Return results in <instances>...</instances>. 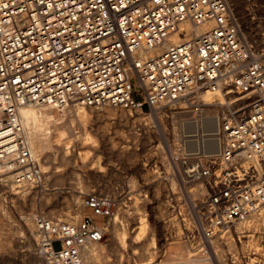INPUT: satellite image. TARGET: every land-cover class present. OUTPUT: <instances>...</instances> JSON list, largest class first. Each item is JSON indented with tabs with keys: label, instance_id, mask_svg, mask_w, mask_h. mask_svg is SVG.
Returning a JSON list of instances; mask_svg holds the SVG:
<instances>
[{
	"label": "built area",
	"instance_id": "1",
	"mask_svg": "<svg viewBox=\"0 0 264 264\" xmlns=\"http://www.w3.org/2000/svg\"><path fill=\"white\" fill-rule=\"evenodd\" d=\"M232 2L0 0V177L44 183L20 116L24 106L198 113V99L217 92L231 111L218 122L215 152L203 164L199 150H179L187 155L182 163L192 159L188 178L208 193L194 215L180 213L176 235L205 250L235 223L255 224L264 215V63ZM187 23L211 25L197 32ZM83 200L92 213L79 221L35 216L37 264H83L84 246L107 238L105 223L120 197L92 190ZM254 229L264 231L263 223Z\"/></svg>",
	"mask_w": 264,
	"mask_h": 264
},
{
	"label": "rangeland",
	"instance_id": "2",
	"mask_svg": "<svg viewBox=\"0 0 264 264\" xmlns=\"http://www.w3.org/2000/svg\"><path fill=\"white\" fill-rule=\"evenodd\" d=\"M232 3L244 35L264 58V0H233ZM50 108H42L37 125L47 139L49 148L46 152L51 154L52 158L46 160V152L38 155L45 173L44 183L39 187L26 186L29 193H37L34 205L30 201L31 195H28L24 202L12 201V187L18 185L9 176L0 177V264H37L41 261L36 253V234L32 230L36 229L35 221L31 219L26 225L24 214H43L54 219L63 218L65 221H76L78 218L81 220L90 214L91 211L87 208L83 209L82 213L72 212V196L75 191H79L78 187L84 188L83 192L79 191L81 199L92 190L116 192L120 197V205L132 212L131 215L127 213L125 216L129 235L127 241L124 244L117 241L113 225L110 226L106 240L101 243L105 250L104 256L101 255L92 261L83 259V264H146L152 260L156 261L155 264H220L216 251L223 253L221 264H264V231L254 229L258 222L264 223V215L256 221L257 224L251 225L250 230L247 229L253 230L250 234L247 231L236 233L235 224L231 229L232 233L215 236L205 250H200L196 245L176 235V226L180 228V213L194 215L193 206L201 205L205 199L199 187L201 181L190 182L185 173L192 159H184L183 163L181 161L179 164H175L172 159L176 149L183 148L182 151L186 154L194 152L185 147L184 143L187 139L195 138L192 135L197 132L184 131L178 123L179 137L175 138L172 131L173 120H191L193 112L171 114L169 111H157L150 116L147 115L150 111L145 109V116L121 107L107 106L106 110L109 108V112H106L100 107L81 106L77 114L75 111L59 109L48 113ZM227 112L225 106L209 105L204 107L203 115L219 114L221 118ZM73 114L76 119L72 122ZM79 121L82 124L80 127ZM68 125L75 127V135H62L61 131L68 130ZM163 126L168 134L159 133V128ZM62 142L66 144L65 155L73 157L71 161H61V155L55 149L56 145ZM161 151L165 152L171 164L170 168L163 163ZM186 154L182 157L185 158ZM86 174L88 176H85ZM172 174L175 177L173 186L170 181ZM58 176L62 178L58 179ZM135 211L138 212L136 217L142 215L146 219L147 229L145 235L141 236V243L133 248L130 239L137 235V225H140L134 224ZM151 239L153 242L150 244ZM229 242H234L237 247L233 249ZM144 248H147V251Z\"/></svg>",
	"mask_w": 264,
	"mask_h": 264
},
{
	"label": "bare ground",
	"instance_id": "3",
	"mask_svg": "<svg viewBox=\"0 0 264 264\" xmlns=\"http://www.w3.org/2000/svg\"><path fill=\"white\" fill-rule=\"evenodd\" d=\"M211 23H205L203 25H199V26H195L193 25L192 23H187L186 24V27L188 28V30L190 31H202L204 30L205 28H207L208 26H210ZM163 50V47L161 48H157V49H154L152 51L149 52L148 55L150 54H154V53H159ZM146 56V54L144 55ZM260 56V60L264 63V58L262 55H259ZM198 102L203 105V109H202V112L199 113V114H195L196 112H194V116H192L193 118L191 120H186L184 121L183 119L179 121H176V120H173V134H174V137L175 138H178L179 137V134H177V131H178V126H177V123L179 125V127L182 128V130L184 131H187L189 130L188 132H197L195 133L194 135L192 136H195V138H192V139H187L185 141V146L193 151H197V153H202V158H201V163L204 164L205 162V159H206V155L207 154H210L212 152H215V149L217 148V143L216 141L214 140V134H215V131L218 129V122L220 120V117H219V114L218 115H209L206 116V115H203V112H204V107L205 106H225V109L228 111L226 115H228V113L231 111V107H230V103L228 102V100H225L224 96H222L221 94H218L217 92L216 93H213V92H209L208 94H204V96H202L201 98L198 99ZM43 107H51V106H40V105H27V106H24L20 109V116H21V119H22V122L26 128V132H27V138H28V142H29V146L31 148V151L33 153V155L37 158H38V155L40 153H45L47 148H49V144L47 142V139L45 138V136H43V134L41 133V129L38 127L37 125V122L40 118V114H42V108ZM100 107L101 109L103 110H106V107L107 106H98ZM103 107V108H102ZM105 107V109H104ZM113 107V106H111ZM115 107V106H114ZM81 108V106H78V107H75V108H72V109H69L70 111H75L76 114H77V111ZM86 108V107H85ZM94 108V107H93ZM53 109H56L54 107H51L50 110L48 111V113H52L53 112ZM98 109V108H97ZM112 109V108H111ZM125 109V108H124ZM96 110V109H95ZM128 110V109H127ZM47 111V110H46ZM109 112V108H107L106 112ZM111 111V110H110ZM115 111V110H113ZM69 112V111H68ZM157 112V111H155ZM189 112V111H187ZM215 112V111H214ZM102 113V112H101ZM135 113L137 114H140V115H145L141 110H138V111H135ZM154 113V111L152 112ZM191 113V112H190ZM210 113V112H209ZM59 114V113H58ZM67 114V113H66ZM57 115V114H56ZM62 115V114H61ZM109 115V114H108ZM123 115V113H122ZM139 115V116H140ZM72 117V122L75 121L76 117L74 116V114L71 116ZM58 118V117H57ZM140 117H138L139 119ZM176 118V117H175ZM174 118V119H175ZM127 120V118H126ZM163 120V119H162ZM125 121V120H124ZM133 121V120H132ZM165 121V120H164ZM44 122V121H43ZM163 122V121H162ZM52 124V123H51ZM58 125V124H57ZM57 125L55 126L57 128ZM82 124L81 122L79 121V124L78 126L80 127ZM102 127V126H101ZM59 129V128H57ZM80 129V128H79ZM87 129V128H86ZM158 129V128H157ZM54 130V129H53ZM56 130V129H55ZM132 130V129H131ZM148 130V128H147ZM150 130V129H149ZM100 131V130H99ZM152 131V130H151ZM158 131V130H157ZM53 132V131H52ZM62 135H65L66 133H70L71 136L75 135V127L73 125H68V130L66 129H63L62 131ZM131 133V132H130ZM159 133L162 135L164 133L168 134V132L166 131V127L164 128L163 127H160L159 128ZM102 135V134H101ZM103 136V135H102ZM93 137V136H92ZM49 138V137H48ZM51 138V137H50ZM54 139V138H52ZM54 141V140H53ZM77 141V140H76ZM79 141V140H78ZM92 141V140H91ZM82 142V141H81ZM85 142V141H84ZM75 143V142H74ZM88 143V142H87ZM86 143V144H87ZM92 143V142H90ZM53 144V143H52ZM89 144V143H88ZM97 146V145H96ZM94 146V147H96ZM99 147V146H98ZM65 148H66V144H64L63 142L62 143H59L56 145L55 149L57 152H59V154L61 155V161L63 162H68V161H71V159L73 157H68L67 155H65ZM72 148V146L70 147ZM83 148V147H82ZM86 148V147H85ZM54 150V149H53ZM101 150V149H100ZM100 150H98L100 152ZM121 150V149H120ZM179 150L181 149H176V151L173 153L174 155V159H173V162L175 164H179L181 163L182 161V153L179 152ZM55 151V150H54ZM89 151V150H88ZM86 151V152H88ZM96 151V150H95ZM85 153V152H84ZM196 153V154H197ZM46 154V160H50L52 157H51V154H48L47 152L45 153ZM58 154V155H59ZM193 154V153H192ZM72 155V153H71ZM84 155V154H83ZM161 159L163 161V163L166 165L167 168H170V162L168 161L167 157L165 156V152L164 151H161ZM43 156V155H42ZM88 156V155H87ZM82 157V156H81ZM84 160V159H83ZM129 160V159H128ZM136 162V161H135ZM46 164V163H45ZM129 164V163H128ZM173 164V163H172ZM134 167V166H133ZM179 168V167H178ZM90 169H93V168H90ZM59 170V169H58ZM180 172V171H179ZM181 173V172H180ZM186 173V171H185ZM145 174V173H144ZM173 175V174H172ZM182 175V174H181ZM11 176V175H10ZM85 176H88L87 174ZM145 176V175H144ZM186 176H187V173H186ZM93 177V176H92ZM184 177V176H183ZM58 179H61L62 177L61 176H58L57 177ZM174 175H173V178H170V181H171V184L172 186L174 185ZM188 178V176H187ZM131 180V179H130ZM91 181V180H90ZM134 181V180H133ZM192 181H195V180H190V182ZM134 183V182H133ZM111 185V184H110ZM88 186V185H87ZM19 187V188H17ZM199 187H200V191L203 193V195L206 196L207 194V190L208 188L205 186V184L203 182H201L199 184ZM86 188V187H85ZM91 188V187H90ZM80 193L84 191V188L83 187H78ZM39 190V189H38ZM37 190V191H38ZM77 190V189H76ZM79 191H75L73 193V196H72V203H71V207L72 209H74V211H72L73 213L75 212V214L77 213H82L83 212V209L87 208L91 211L90 208L86 207L84 205V200L81 199V195H79ZM86 191V190H85ZM39 192V191H38ZM111 194H113L114 196L117 197V193L116 192H109ZM36 192L34 194L32 193H29V191L27 190L26 186L25 185H18V186H14L12 187V201H15L17 203H20V202H24L26 200V198L28 197V195H31L30 197V201L32 202V204L34 205V201L36 199ZM83 194V193H82ZM40 195V194H39ZM84 196V195H83ZM46 198V197H45ZM83 198V197H82ZM203 198V197H202ZM45 200V199H44ZM47 201V200H46ZM140 201V200H139ZM195 201V200H194ZM38 202V201H37ZM43 202V201H42ZM137 202V201H136ZM40 203V202H39ZM46 203V202H45ZM26 206V205H24ZM136 206V205H135ZM139 207V205H138ZM137 207V208H138ZM136 208V207H134ZM133 208V209H134ZM159 208V207H158ZM71 209V210H72ZM21 210V209H20ZM69 210V209H68ZM55 211V210H54ZM86 211V210H85ZM140 211V210H138ZM142 211V210H141ZM66 212V211H65ZM160 212V211H159ZM53 213V212H52ZM87 213V212H86ZM92 213V211H91ZM90 213V214H91ZM132 212H128V210H125L122 206L119 207V210L117 212V214L109 221H107L105 223V226H107L108 230H109V227L113 225V228H114V233H115V236L116 238L118 239L117 241H119L120 243L124 244L127 240V236L128 235V227H127V224H126V220H125V216ZM137 213L135 211V217L133 218L135 220L134 224L136 223H140V225H137L138 229H139V232L135 233L136 236H134V238L130 239L131 240V246L133 248H136L142 241V237L143 234L145 235V232H146V229H147V224L145 222V218H143V216H137ZM64 214V213H63ZM61 214V215H63ZM163 214V213H162ZM28 215H30V217L28 218ZM71 215V214H70ZM74 215V214H73ZM81 215V214H80ZM131 215V214H130ZM144 215V214H143ZM35 214H24L23 215V218L24 220L26 221V225L27 223H29V220L31 219H35ZM163 216V215H162ZM61 217V216H60ZM69 217V215H68ZM77 217V216H75ZM145 217V216H144ZM161 218V217H160ZM63 219V218H62ZM61 219V220H62ZM70 219V218H69ZM99 219V222L101 224H104L103 222L105 221L104 219ZM261 219V217H260ZM258 219V220H260ZM76 221L78 220L75 219ZM139 220V221H138ZM35 221V220H34ZM174 222V221H173ZM114 223V224H113ZM236 226H235V232L236 233H242V232H245L247 231V229L251 228V224L250 223H246V222H237L235 223ZM234 224V225H235ZM264 225V223H263ZM24 227V226H23ZM27 227V226H26ZM25 227V228H26ZM28 227L31 228V226H29L28 224ZM149 227V226H148ZM136 228V229H137ZM165 228V227H164ZM6 229V227H5ZM2 230V229H1ZM34 231V233L36 234V229L34 230V228L32 229ZM138 231V230H137ZM253 231V230H252ZM232 233L231 231L229 233H226V234H230ZM2 234V233H1ZM4 235V234H3ZM6 235V234H5ZM37 235V234H36ZM232 235V234H231ZM132 236V237H133ZM148 236V235H147ZM6 237H8L6 235ZM37 237V236H36ZM153 237V236H152ZM147 238V237H146ZM224 238V237H223ZM230 238V237H229ZM145 238H143L144 240ZM155 239V237H154ZM226 239V238H225ZM106 240V239H105ZM103 240V241H105ZM116 240V239H114ZM148 240V239H147ZM19 241V240H18ZM103 241H98V242H89L87 243L85 246H84V249H83V259L84 260H95L96 258L98 259L101 255H103L104 253V246L103 244ZM215 241V240H214ZM233 241V240H232ZM242 241V240H241ZM115 242V241H114ZM113 242V243H114ZM150 244L151 242H153V239L149 240ZM236 242V241H235ZM116 243V242H115ZM114 243V244H115ZM156 243V241H155ZM247 243V242H246ZM110 244V243H109ZM119 244V243H118ZM215 244V243H214ZM242 244V243H241ZM258 244V243H256ZM107 245V244H106ZM121 245V244H120ZM237 245V244H236ZM235 245L234 242H229V246L232 247L233 249H235L237 246ZM110 246H113V245H110ZM142 246V245H141ZM243 246V245H242ZM140 247V246H139ZM153 247V246H152ZM151 247V248H152ZM150 248V249H151ZM139 249V248H138ZM145 250L147 248H144ZM215 249V248H214ZM119 250V247L118 249ZM137 250V249H136ZM220 250V249H219ZM218 250V251H219ZM108 251V250H106ZM147 251V250H146ZM245 251V250H244ZM148 253V252H147ZM236 254H238V252L236 251L235 252ZM146 254V253H145ZM216 254H217V259H218V262L221 264L223 261H221V258H222V254H220V252H217L216 251ZM225 254V253H224ZM152 255V254H151ZM234 255V254H233ZM104 256V255H103ZM102 256V257H103ZM106 256V255H105ZM228 256V255H227ZM107 258V257H106ZM150 259V258H149ZM203 260H205L206 258H202ZM201 259V260H202ZM209 259V258H208ZM103 260V259H101ZM226 260V259H225ZM87 262V261H86ZM156 262V261H155ZM155 262L152 260V261H148L146 262V264H155ZM226 262V261H225ZM103 263V262H102ZM215 263V261H214ZM158 264V263H156Z\"/></svg>",
	"mask_w": 264,
	"mask_h": 264
}]
</instances>
